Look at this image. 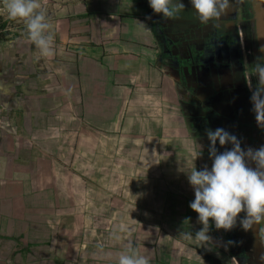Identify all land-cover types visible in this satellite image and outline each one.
Segmentation results:
<instances>
[{"label":"rangeland","instance_id":"obj_1","mask_svg":"<svg viewBox=\"0 0 264 264\" xmlns=\"http://www.w3.org/2000/svg\"><path fill=\"white\" fill-rule=\"evenodd\" d=\"M40 2L49 20L68 15L53 0ZM101 12L109 13L103 23L95 10L77 16L82 41L96 46V54L106 43L117 46L126 37L120 26L127 20H113L109 7ZM7 34L27 38L25 24L0 11V37ZM129 40L148 65L154 63L152 43L143 35ZM18 41L35 47L22 38ZM38 56L34 66L40 71ZM56 56L50 58L51 73ZM124 67L120 61L114 65V78V73L123 74L114 82H81L79 101L69 95L59 103L52 101L47 108L51 118L33 136L26 132L25 128L32 129L28 124L7 129L8 141L22 149L16 151L17 158L5 151L9 152L5 174L28 173L27 181L16 187L20 193H14L16 198H7L8 191L0 197L6 225L15 220L27 228L26 248L7 264H117L118 253L129 243L150 264H232L223 256L219 230L211 220L212 241L203 246L180 235L191 231L194 237L202 227L189 208L194 192L187 173L207 163L197 157L198 142L191 140L188 114L175 108L172 83L165 76L161 82H148L149 66L140 71L136 67L133 77L126 79ZM54 85L50 82V88ZM36 126L42 127L39 121ZM4 135L0 132V142ZM30 142L31 151L26 146ZM8 185L12 184L2 183V188ZM27 189L35 197L22 209Z\"/></svg>","mask_w":264,"mask_h":264},{"label":"flooded vegetation","instance_id":"obj_2","mask_svg":"<svg viewBox=\"0 0 264 264\" xmlns=\"http://www.w3.org/2000/svg\"><path fill=\"white\" fill-rule=\"evenodd\" d=\"M257 1L231 0L225 15L207 23L199 21L189 0H184L185 10L174 19L154 14L148 0H130L136 5H130L127 13L110 16L115 21L137 19L148 26L154 60L172 83L175 108L188 114L191 140L198 142L196 150L210 167L206 129L224 128L244 148L264 146V128L257 126L250 103V90L257 84L254 61L261 55L253 11ZM95 11L96 17H109ZM230 147L221 148L217 142L219 152ZM244 216L239 214L232 230H219L223 256L230 257L232 264H264V234H258L264 224L244 231L240 227Z\"/></svg>","mask_w":264,"mask_h":264},{"label":"crops","instance_id":"obj_3","mask_svg":"<svg viewBox=\"0 0 264 264\" xmlns=\"http://www.w3.org/2000/svg\"><path fill=\"white\" fill-rule=\"evenodd\" d=\"M56 8H61L67 16L62 18H53L49 20L52 24V31L54 33L55 45H57V55L53 62L57 65L54 67L51 73L49 69L50 58L41 57L40 67L41 70H36L34 64L35 55L39 54L36 47H30L23 42L19 43V38L22 41L30 43L26 38L22 36H16L15 34H7L0 37V132L5 134V140L0 142V197L3 192H9L6 197L16 198L18 189L16 188L20 183L24 184L27 181L28 173L13 174L5 173V159H9V152L14 153V157L17 158L16 151H20L18 144L8 141V130L16 129L22 125L28 134H36L38 131L44 129V121L51 118L47 113L50 103L56 101L59 103L69 97H74V101H79L81 96V82H114V79L123 78V74L114 73L117 78H114L113 68L114 65L120 61L125 63V66L129 70L125 71L126 79L133 77V70L137 67L138 70H147L149 66V78L148 82H161L165 76L166 82H171L169 74L165 71L164 67L154 61V63H147L146 56L140 53L138 50L130 46L129 39L138 38L143 35L148 43H152L149 35L148 26L140 20L124 18L127 23L120 26L121 34L124 36V40L117 46H109L105 44V50L102 53H95L96 46H90L85 44L83 36L78 32L79 18L77 17L82 11L86 14L93 10L105 11L109 7V11L127 13L130 5V0H53ZM44 2V1H43ZM44 4V3H43ZM138 6V5H137ZM128 10V11H125ZM105 17L98 18L101 23L104 22ZM107 20V18H106ZM141 23L143 25H141ZM109 24V22H108ZM109 26V25H108ZM137 28V30L135 29ZM141 30V31H140ZM128 45V46H126ZM133 45V44H132ZM134 46V45H133ZM117 61V62H116ZM127 63V65H126ZM163 68H162V67ZM111 68V69H110ZM121 69V68H120ZM132 70V71H131ZM127 71H130L128 74ZM35 74V75H34ZM146 81V82H147ZM50 82H55V85L50 88ZM68 82V85H66ZM69 89L76 91V95H72ZM174 102V98H173ZM55 103V102H53ZM10 123L8 127V120ZM48 118V119H47ZM16 121V123H14ZM27 121V122H25ZM41 124L42 127L36 125ZM28 124V125H27ZM40 128L39 130L35 129ZM33 128L35 132L33 133ZM26 132H20V134ZM7 135V136H6ZM25 145V144H23ZM27 150L31 151V142L26 144ZM31 160V159H30ZM33 161V157H32ZM8 180V181H7ZM32 180V179H31ZM2 183L12 184L8 187L2 188ZM29 190L25 192L24 207L34 199L32 194H29ZM2 198V197H1ZM0 198V200H1ZM21 208L22 205H19ZM7 215L2 211V205L0 203V263L7 264L12 263L14 258H20V254L26 248L24 233H27V228L24 227L25 223L18 226V222L13 220L10 226H7V218L3 217ZM6 222V223H5ZM9 222V221H8ZM21 233V234H20ZM20 234V236H19ZM9 242V244H8Z\"/></svg>","mask_w":264,"mask_h":264},{"label":"clouds","instance_id":"obj_4","mask_svg":"<svg viewBox=\"0 0 264 264\" xmlns=\"http://www.w3.org/2000/svg\"><path fill=\"white\" fill-rule=\"evenodd\" d=\"M189 3L202 23L219 20L231 7V0H189ZM148 4L154 14L168 19L177 18L186 8L184 0H148ZM0 5V11L6 13L9 19L25 24L27 39L42 57L54 56L55 36L40 0H0ZM258 51L262 55L254 61L257 84L250 90V103L257 126L264 128V45ZM205 134L209 141L211 168L205 165L198 171L194 166L187 173L188 183L194 192L189 208L197 215L202 227L194 237L191 231L180 233L184 239H195L202 246L212 241L210 220L216 230L226 232L236 226L241 212L245 213L240 220L244 231L250 230L253 225L264 224V146L244 148L236 135L220 127L206 129ZM217 142L221 148L225 145L231 147L219 152ZM200 155L201 152L197 157ZM190 219L186 218L184 222ZM258 234H264V229H259ZM117 264H150V260L129 243L125 250L118 253Z\"/></svg>","mask_w":264,"mask_h":264},{"label":"water","instance_id":"obj_5","mask_svg":"<svg viewBox=\"0 0 264 264\" xmlns=\"http://www.w3.org/2000/svg\"><path fill=\"white\" fill-rule=\"evenodd\" d=\"M256 38L259 47L264 45V0H259L253 6ZM262 55V54H261Z\"/></svg>","mask_w":264,"mask_h":264}]
</instances>
